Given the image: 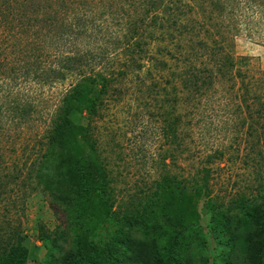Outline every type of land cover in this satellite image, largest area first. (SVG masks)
I'll use <instances>...</instances> for the list:
<instances>
[{"label":"rangeland","instance_id":"1","mask_svg":"<svg viewBox=\"0 0 264 264\" xmlns=\"http://www.w3.org/2000/svg\"><path fill=\"white\" fill-rule=\"evenodd\" d=\"M68 1L64 13L60 0H25L30 26L0 21V255L21 242L25 264H62L72 249L63 212L32 173L72 80L53 83L49 76L55 53L75 51L64 19L83 23L74 41L115 74L97 117L70 115L74 131L91 134L106 170L112 205L105 217L126 211L133 218L146 200L166 201L158 184L167 178L172 188L185 187L171 205L194 216L184 227L175 224L177 231L168 226L169 264H251L240 244L224 243L229 227L244 230L240 206L264 198V117L243 118L240 99L243 80L255 108L264 105V8L235 0L229 14L212 0H179L188 6L176 24L146 17L133 33L131 22L149 0ZM227 55L235 59L233 73ZM173 104L179 118H164ZM106 227L97 226L94 251L109 254V264H126L122 242L144 237L143 227L121 224L110 233Z\"/></svg>","mask_w":264,"mask_h":264},{"label":"trees","instance_id":"2","mask_svg":"<svg viewBox=\"0 0 264 264\" xmlns=\"http://www.w3.org/2000/svg\"><path fill=\"white\" fill-rule=\"evenodd\" d=\"M234 1L212 0L216 7L221 11L224 9L229 14L235 4ZM247 2L264 8V0H247ZM70 5L68 0H60L59 11L62 9L66 13ZM145 6L147 8H143L141 15L143 19L131 22L133 33L143 26L146 17H149V23L161 21L176 24L179 21L178 13L188 4L179 0H149ZM56 17L60 18V14L57 13ZM8 18L17 27L32 25V20L27 16L25 0H0V21H6ZM61 23L66 27L68 34H71L72 39L68 37V40L73 44L75 51L55 53L49 76L53 83L64 82L70 77L72 80L62 94L59 113L52 129L39 144L32 173L50 203L63 212L65 223L74 235L72 249L62 257V264H109L113 261L107 253L100 258L93 248L97 226L99 227L101 223H106V230L109 233L114 231L115 227L118 229L121 224L143 227L144 237L126 239L122 242L129 248V254L123 259L126 264L173 263L170 247L165 244L164 239L171 233L168 226L173 222V227L175 224L184 227L191 223L194 217L190 214L193 210L181 209L178 212L176 206L171 205L172 200L177 196V190L185 187L172 188L171 180L166 178L165 182L158 184L159 194L166 197V201L162 202L159 197L146 200L137 212H132L133 218L131 214H126V211L121 215L113 214L111 218L108 217L109 215L105 217L106 210L112 205V191L106 170L91 134L84 128L74 131L70 115L76 112L85 114L87 118L97 117L105 98L115 89V74L112 72L109 75L103 66L98 65L100 57L95 54H83L78 42L74 41L82 33L83 23L80 26L77 23L67 24L64 19ZM56 43L58 45L59 41L57 40ZM224 63L233 73L234 57L227 55ZM134 67H139V64L136 63ZM237 73L235 70V76ZM242 84L244 89L240 97L241 106L245 107L246 111L242 113L245 114L243 118H263L264 105L259 102L260 106L256 109L254 105L256 98L251 99L246 82L242 80ZM174 114L173 104L164 118H179ZM240 208L243 209L241 219L244 222V230L229 227L232 229L230 240L224 245H229V242L240 244L245 259L251 264H260L264 258V198L250 208L245 204ZM148 220L155 222L147 224ZM158 220L164 222H156ZM223 228L225 230L228 227ZM174 230L177 231L175 227ZM62 233L64 231L60 230L57 234L63 236ZM122 257L123 254L118 256L117 260L114 256L117 262ZM26 258L27 249L18 242L0 255V264H25Z\"/></svg>","mask_w":264,"mask_h":264}]
</instances>
